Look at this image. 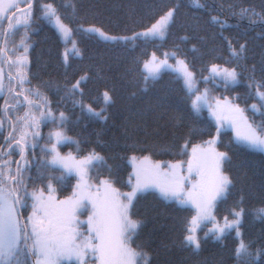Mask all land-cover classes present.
Segmentation results:
<instances>
[{
    "label": "trees",
    "instance_id": "1",
    "mask_svg": "<svg viewBox=\"0 0 264 264\" xmlns=\"http://www.w3.org/2000/svg\"><path fill=\"white\" fill-rule=\"evenodd\" d=\"M35 1L27 26L20 25L15 32L12 28L6 44L22 36L31 42L24 85L34 90L38 114L45 113L47 124L40 135L41 145L50 142L46 132L54 125L64 127L69 136L64 148H71L75 155L94 152L102 157L90 167L93 176L105 177L127 189L130 155L178 159L184 156L183 145L202 141L215 131L205 113H194L188 92L175 73L164 71L156 79L145 80L142 63L151 51L173 49L200 81L210 65L234 67L239 82L227 87L220 83L212 86L210 92L229 94L243 106L253 123L264 124V108H260L256 93L264 91V0H200L203 7H196L193 0H49L71 27L78 45L79 54L70 55L67 63L63 60L61 39L40 15L38 1L48 0ZM171 7L175 11L163 39L107 41L81 29L82 25L96 24L110 33L131 34ZM214 17L221 23L213 22ZM6 27L7 19H0V43ZM241 45L243 52L233 56V50L239 52ZM85 76L87 79L80 85L83 95L72 96V85ZM104 90L109 91L112 102L103 111L104 118H100L91 115L85 106L100 109ZM254 101L259 111H253ZM22 112L14 108L8 114L15 121L14 117ZM60 113L66 117L63 125ZM18 124L14 122V136ZM219 145L228 152L225 169L232 183L226 196L217 202L216 214L221 217L230 215L233 209L243 210L242 237L253 254L252 264H264V215L260 213L264 206V155L238 144L225 131ZM34 147V152L41 149L37 144ZM42 149L49 150L43 146ZM14 156L11 151L7 168ZM34 166L28 178H22L24 186L18 189L19 196L28 187H46L45 175L52 180L49 185L56 188L58 196L71 191L73 175L63 176L58 168H45L38 162ZM7 171L10 173L11 169ZM131 211L133 217L142 221L132 245L147 254V264H238V240L233 231L220 240L202 238L198 251L184 246L192 215L187 206L165 201L150 191L138 195Z\"/></svg>",
    "mask_w": 264,
    "mask_h": 264
},
{
    "label": "snow or ice",
    "instance_id": "2",
    "mask_svg": "<svg viewBox=\"0 0 264 264\" xmlns=\"http://www.w3.org/2000/svg\"><path fill=\"white\" fill-rule=\"evenodd\" d=\"M196 7H203L200 0H193ZM14 5L10 4L9 7ZM174 9L170 10L165 16L161 17L156 24L152 25L150 29L143 33H137L133 37H107L103 32L100 36L104 39H122L135 41L137 38L144 39H163L167 31L169 23L173 19ZM247 13L248 10H244ZM255 15V13H253ZM30 16V14H29ZM43 17L50 22L54 19L57 30L61 36L68 39L71 35V29L61 22L56 9L52 4L44 5ZM213 22L221 23L217 18H213ZM27 26V20L24 21ZM221 26H223L221 24ZM16 26H13L15 32ZM87 31L99 32V29H88ZM244 50V45L240 46L239 52L233 50V56H238ZM79 54L78 52L76 53ZM175 56V53H171ZM169 54L165 53V59L159 62L156 61L155 56L153 60L144 65L148 72L145 77L147 81L149 78L156 79L161 69L171 68L167 64ZM68 53H65V61L67 62ZM181 65V72L184 79L185 88L192 95L198 91L195 88V79L191 71H188L187 65L184 61H178ZM212 76H220L227 87L229 84L238 83V74L235 69L218 68L213 65L211 68ZM87 77H81L72 85L70 94L75 96L79 93L83 95L80 90V85ZM209 79L208 77L204 78ZM264 87V85H262ZM2 84H0V91H2ZM146 90V89H145ZM39 95V93H37ZM104 103L110 104L112 98L106 91L103 94ZM258 97L261 101L260 108H264V92L258 91ZM27 100L28 98L25 97ZM209 97L207 90L203 95H196L192 102L194 113L199 114L200 111L207 107L212 108L208 102ZM253 111L260 109L256 104L252 105ZM217 110L211 114L216 117L217 121L222 119H230L233 125L239 120H243L246 126L243 132L237 130V140L243 143L252 150L264 152V124L253 126L248 123L247 118L244 117L243 109L235 106H227L229 116H223L225 109L221 108L219 102L217 103ZM91 115L102 117L101 112L94 111L91 107L88 108ZM48 115H51L50 113ZM41 118H46L45 113H40ZM33 123H36L34 117H27ZM61 124L63 125L66 119L64 113H60ZM220 128H217L219 134ZM39 135V133H35ZM56 143H61L67 140L62 131L55 133ZM211 143H215L212 141ZM187 147V145H185ZM45 155L50 156V160L43 162V167L50 169L66 170L68 174L73 171L80 174L81 180L93 161H101L102 157L98 154H90L83 160H76L75 158L62 157L56 151V145L53 144L50 150H44ZM228 157L225 153H217L214 149L201 150L199 147L192 149V157L187 162V171L189 174L195 172L199 177L197 183L192 184L191 190L185 194V182L189 181L188 176L180 174V164L166 165L165 170L161 171L159 164H145L144 158L140 164L135 166L134 178H129L131 191L128 193H119L116 189L111 187L108 181H104L105 194L103 197L97 192L95 199H92V193H81L80 197L73 201L54 202V198L49 196L47 201L43 198V191L39 194L33 193V198L37 204L33 205V217H30L31 231L29 232L27 226H21L18 218V210L16 205L21 203V197L15 193L19 188L23 187V180L18 179L19 171L10 178L16 187L7 188L3 177V172L0 171V264H29V257H35V264H61L62 261H71L75 257L77 264H84L83 257L87 255L90 249L92 254L97 257L100 264H147V254L130 246L129 241L136 234L142 221L132 219L129 212L133 206V201L138 197V194H144L150 191L158 192L159 196L165 201H175L180 206H193L196 210L195 216L192 217L189 225L186 227L187 235L184 237V246L192 247L193 251L200 249V240L196 236L197 228L207 221L213 222V228L205 233V237L212 235L215 239L220 240L229 231L235 229L237 236L240 235V225L242 223L241 216L243 210L233 212V219L224 218V223L216 222L212 209L215 207L217 199L226 196L231 180L223 175L220 171L221 162ZM135 159V157H133ZM190 182V181H189ZM85 188H90V185L85 184ZM48 191H54L51 186H48ZM27 195V193H25ZM76 194L74 193V196ZM121 196L123 199H121ZM92 200V215L88 220V237L84 240H78L81 233H77L74 227L75 213L81 207H86L84 200ZM37 211L43 213V216H37ZM252 253L248 251V245L241 239L236 249V257L238 264H252Z\"/></svg>",
    "mask_w": 264,
    "mask_h": 264
},
{
    "label": "rangeland",
    "instance_id": "3",
    "mask_svg": "<svg viewBox=\"0 0 264 264\" xmlns=\"http://www.w3.org/2000/svg\"><path fill=\"white\" fill-rule=\"evenodd\" d=\"M27 0H0V17L5 18L6 15H8V13L11 10L14 9H19L18 12H16L13 20H12V27L15 26H19L24 24V21L27 20V24L30 21V17L32 16V8H26V9H21L20 7L26 2ZM12 4L14 5L13 7H9V5ZM46 4H52L53 3L51 1H41L40 2V7H41V13L40 15L43 17V11H44V5ZM54 7V5H53ZM55 8V7H54ZM170 10H173V8H169L167 9L164 13H162L159 17H157L153 22H151L147 27L140 29L138 31H136L133 34H114V33H110L108 31H106L103 27L96 25V24H87V25H82L81 29L85 32L88 33H92L94 35H96L98 38L103 39V40H112V39H104L100 36V32H103L105 34V36L107 37H116V38H121V37H132L134 35H136L137 33H143L146 32L148 29H150L152 27V25L156 24L157 21H159L161 19V17L165 16ZM30 14V16H29ZM58 14V12H57ZM59 15V14H58ZM61 22L64 23L65 25H67L70 29L71 27L69 26V24L67 22H65L61 16L59 15ZM44 18V17H43ZM44 20L49 23L58 33L61 42L63 43V60L65 63L68 62L69 56L72 54H76L77 52L79 53L78 50V45L76 42V39L73 37L72 35V30H71V35L68 39H65L64 37L61 36L60 32L57 30L56 24H55V20L53 19L51 22L44 18ZM99 29V32H92V31H87L88 29ZM166 35V33H165ZM118 40V39H115ZM122 40V39H120ZM12 42V43H9ZM7 43V56L3 55V53L0 51V84H2L3 88L2 91H0V95L2 93H4L6 90L8 91L12 86L14 88V86H17V92L13 93V94H22L24 92V82L26 81V75H27V68H28V60H29V48H30V44L31 42L27 41L23 36L16 41H9ZM68 53V59L67 62L65 61V53ZM165 53H168L169 56L167 58V64L171 65V68H167V69H161L160 73L164 70H170L173 71L175 73H177V75L181 78L183 85H184V79H183V75L181 72V65L178 63V61H184V64L187 65L188 71H191L194 75V79L196 81L195 83V88L198 89V91L195 93V95H192L188 92V90L186 89V91L189 94V97L191 98V106H192V102L195 99L196 95H203L205 93V90H207V95L209 97V103L212 105V108L209 109L207 107H204L200 113L202 112H206V114L209 116V118L211 119V121L213 122V124L216 127V131L215 134L210 137L209 139L203 141V142H198V143H193L191 145H187V147H185V145L183 146V150H184V156L178 158V159H174V160H160V159H155L153 157H151L148 154H142V155H130L129 157H127V162L130 166V177L132 178V183L135 182V178H134V171H135V166L140 164L142 161H144L145 157H148L147 161H144L145 164H159L160 165V169L161 171L165 170V166L166 165H177L180 164L181 167L179 169L180 174L184 175V176H188L189 177V181L185 182V194L191 190L192 188V184L197 183V181L199 180V177L196 175L195 172H192L191 174H189V172L187 171V162L191 159L192 157V149L195 147H199V149L201 150H211L214 149L215 152L217 153H225L227 155V152L220 148L218 146V139L219 136L221 134L222 131H230L231 133V137L232 139L237 142L238 144L244 145L241 142H238L237 140V130L243 132L246 128L244 121L243 120H239L235 123V125H233V123L231 122L230 119H222L221 121H217L216 117L213 116L211 113L213 111H218L217 110V103L219 102V105L221 106V108L225 109V111L223 112V116L227 117L229 116V113L227 111V106H235L238 107L240 109H243V106L238 103L234 98H232L229 94H224L223 96L221 95H214L210 92V88H212L211 86H215L218 85L220 83L224 84L223 79L220 76H212L211 73V68L213 65H210L208 68V71L201 77L202 81L198 80L194 74V71L191 69V67L189 66V64L185 61V59L181 56L176 55L175 51L173 49L167 50L165 51L162 55H160L159 53L152 51L150 53V55L143 61L142 63V69L145 73V75H148L147 70L145 69L144 65L150 61L153 60V56H155L156 61L159 62L161 60L165 59ZM171 53H175V56H172ZM216 66H218V68H228L229 70L235 69L234 67L231 66H226V65H218L215 64ZM159 73V74H160ZM208 77L209 79L205 80L204 78ZM238 79V77H237ZM14 81V84H12V82ZM225 85V84H224ZM232 84H229L228 86H230ZM185 87V85H184ZM108 92V90H104L102 92V98H103V106L100 109H94L92 108L94 111L96 112H101L103 110L106 109V105L104 103V97L103 94L104 92ZM259 92H264L262 90H258ZM258 91H256L257 96H258ZM110 95V93H109ZM25 104V108L22 112V114H20L16 120H15V124H18V127L16 128V133H15V139L17 140V142L24 144L26 146L29 145H38L39 148L42 149V146L44 148H48L49 150L51 149L52 145L55 144L56 145V151L59 152L60 156L62 157H73L76 160H83L86 157H88L90 154H97V153H88L86 155H75L74 151L71 148H67L65 150H63L62 148V144H64L66 141L69 140V136L67 134V132L65 131L64 127H60V126H56L54 125L53 128L49 129L46 132V136L49 138L50 142L47 143H42L41 145V140L39 138L42 130H44L46 128V124H45V120L38 114L40 112L39 107L33 103L30 99L26 100L22 103ZM253 104H258L256 101L252 102L251 105ZM87 109L90 107V105H86ZM102 117L104 118L105 114L104 112L101 113ZM244 117L247 118L248 123L253 124V126H257L255 123H253L249 117L247 116L245 110L243 112ZM27 117H34L36 123H33V121L31 119H26ZM220 128V132L219 134L217 133V128ZM58 131H62L63 135L65 137H67V140L61 142V143H56V136L55 133ZM35 133H39V135H35ZM29 134L30 139H26L24 137H26V135ZM40 141V142H39ZM212 141H215V143H211ZM30 143V144H29ZM246 146V145H244ZM247 147V146H246ZM41 149L38 152H42ZM262 152V151H260ZM264 154V152H262ZM99 155V154H98ZM39 157L41 160H50L51 157L45 155V153L39 154ZM133 157H135V159H133ZM225 161V160H224ZM224 161L221 162V173L225 176H227L229 178L228 172L224 169ZM94 162L97 161H93ZM93 166V165H92ZM90 166V167H92ZM90 167L88 168L84 179L81 180L80 178V174H78L77 172L73 171L71 174H68L66 172V170H61L62 175H73L74 178L72 179L73 184H72V189L70 192H68V194L64 195V196H58L57 190L56 188H54L52 185L51 188L54 191L49 192L48 189H44L43 187L37 189L34 187H28L27 190L20 195L19 197H21V205L25 206L26 209V213H25V225L27 226L28 231H31V222L29 220L30 217H33V212H34V208L33 205L37 204V201L33 198V193L39 194L41 191H43V198L44 200L47 201L49 196H52L54 198V202H60V201H69V199L71 198L73 201L77 200L81 193H85L87 194L88 192L92 193V199H95V196L97 194V192L99 193V195L101 197L104 196L105 194V185L104 181H108L111 184V187L116 189L119 193H128L131 191V186L129 184V188L127 189H121L119 188L117 185H115L112 181L108 180L105 177H96L93 176L90 172ZM7 175V174H4ZM129 177V178H130ZM46 179V177H45ZM44 179V183L45 184H51L52 180L50 178H47L46 180ZM230 179V178H229ZM85 184L90 185V188H85ZM5 185L7 186V188H10L7 183H5ZM156 192V191H155ZM27 193V195L25 194ZM74 193L76 194L74 196ZM158 194V192H156ZM159 195V194H158ZM121 199H123V197L121 196ZM219 200V199H217ZM215 201V205L216 202ZM174 201V200H173ZM175 202V201H174ZM83 203L86 205V207H81L79 208L76 213H75V221H74V227H75V231L77 233H81L82 235L80 236L78 243L80 242V240H84L88 237V220L89 217L92 215V200H84ZM176 203V202H175ZM192 209V215L191 218L189 220H192V217L195 216L196 214V210L193 206H189ZM241 208H237V209H233L231 215H224L222 218L217 217V215L215 214V207L212 209V213L215 216L216 222L223 224L224 223V218L228 217L229 220L233 219V212L235 211H240ZM260 213L264 215V206L260 208ZM37 216H43V213L40 211H37ZM130 216L132 219H135L132 214H131V208H130V212H129ZM19 218V215H18ZM136 220V219H135ZM241 220H242V216H241ZM20 221V218H19ZM21 224V223H20ZM213 228V222L212 221H207L205 222V224H202L199 228H197L196 231V236L197 238L200 240V235L205 236V233L209 232L210 229ZM233 231V233L235 234V236L237 237L238 243H237V247L239 245L240 240L243 239L242 237V230H241V225H240V235L237 236L235 229L231 230ZM187 235V234H186ZM213 237L212 235H208ZM132 240V239H131ZM130 246L134 249H136L137 251H140L139 249L135 248L131 241H129ZM142 252V251H141ZM144 253V252H143ZM34 263H35V257H33ZM84 260V264H100L99 260L97 259V257L95 255L92 254L91 250H88L87 255H85L83 257ZM61 264H77V261L75 259V257H73V259L71 261L68 260H64L61 262Z\"/></svg>",
    "mask_w": 264,
    "mask_h": 264
},
{
    "label": "water",
    "instance_id": "4",
    "mask_svg": "<svg viewBox=\"0 0 264 264\" xmlns=\"http://www.w3.org/2000/svg\"><path fill=\"white\" fill-rule=\"evenodd\" d=\"M8 29H9V27H8ZM6 35V34H5ZM3 43H4V41H3ZM2 43V44H3ZM2 50H3V45H2ZM17 209H18V211H19V205L17 204ZM19 213H20V211H19Z\"/></svg>",
    "mask_w": 264,
    "mask_h": 264
},
{
    "label": "flooded vegetation",
    "instance_id": "5",
    "mask_svg": "<svg viewBox=\"0 0 264 264\" xmlns=\"http://www.w3.org/2000/svg\"><path fill=\"white\" fill-rule=\"evenodd\" d=\"M0 155H1V152H0Z\"/></svg>",
    "mask_w": 264,
    "mask_h": 264
}]
</instances>
